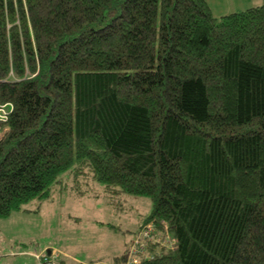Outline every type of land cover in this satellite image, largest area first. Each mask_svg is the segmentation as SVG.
I'll list each match as a JSON object with an SVG mask.
<instances>
[{"label":"trees","instance_id":"obj_1","mask_svg":"<svg viewBox=\"0 0 264 264\" xmlns=\"http://www.w3.org/2000/svg\"><path fill=\"white\" fill-rule=\"evenodd\" d=\"M5 104L0 218L70 172L151 199L141 264H264V0H0Z\"/></svg>","mask_w":264,"mask_h":264},{"label":"rangeland","instance_id":"obj_2","mask_svg":"<svg viewBox=\"0 0 264 264\" xmlns=\"http://www.w3.org/2000/svg\"><path fill=\"white\" fill-rule=\"evenodd\" d=\"M221 1L223 3L216 6L219 12H224L231 0ZM242 1L238 2L241 7L232 5L229 9L237 11L251 5L249 1ZM73 179L70 172H65L61 176L62 182L55 184L51 190L54 200L34 199L25 205L31 211L23 212L32 216L21 223L23 238L18 236L6 239L4 236L17 222L15 212L11 217L0 218V264H16V257L6 259L1 253L5 245H12L16 251L34 248L53 250L46 248L45 242L55 240L52 244L68 250L67 256H63L65 264H112L113 257L121 256L128 250L138 225L152 210L151 199L126 194L121 205L114 207L109 203L100 183L90 187L85 184L80 188L74 185ZM81 192L86 194L79 196ZM59 208L57 220L54 216L55 210ZM98 221H104L103 225ZM108 223L120 229L115 231ZM60 249L55 250L60 253Z\"/></svg>","mask_w":264,"mask_h":264},{"label":"crops","instance_id":"obj_3","mask_svg":"<svg viewBox=\"0 0 264 264\" xmlns=\"http://www.w3.org/2000/svg\"><path fill=\"white\" fill-rule=\"evenodd\" d=\"M236 1V2H235ZM239 1H242V0H231V2H230V4L229 5H227V7H226V10L224 11V12H219L218 11V8H217V4L218 3H223L221 0H207V2H208V4L210 5V7H211V9H212V11L214 12V14L216 15V16H222V15H225V14H227V13H231V12H234V11H236V9H229L232 5H236V6H238V7H241V5L238 3ZM247 2L249 1V2H251V5H249L248 7H246V8H244V9H247V8H249V7H252V6H257V5H260L262 2H263V0H246ZM243 2V1H242ZM244 9H241V10H244ZM228 10H230V11H228ZM241 10H237V11H241ZM50 199H52V200H54V196L53 195H51V197H49L48 198V200H50ZM35 213H37V212H35ZM51 213V212H50ZM59 213H60V208H59V210H55V219H59ZM32 216V214H28V213H26V212H21V211H17V212H15L14 213V217H17V218H15L16 219V223L13 225V227H12V229L10 230V231H8V233L7 234H4V236L6 237V239L8 238V237H18V236H20V237H22V232L20 231V230H23V228H22V226H21V223L25 220V219H29V217H31ZM9 217H11V216H9ZM98 223L99 224H102L103 225V223H104V221H98ZM140 225L141 224H139L138 225V229H139V227H140ZM120 229V227H117L116 229H114L115 231H117V230H119ZM137 229V230H138ZM136 230V231H137ZM135 231V232H136ZM60 236V235H59ZM23 238V237H22ZM53 242H55V240L54 241H46L45 242V247L46 248H49V249H53V250H47L46 249V251L48 252V253H52V254H55V253H57L58 254V258H59V260H60V263L61 264H65L66 262H65V259H64V257L63 256H67V254H68V250L65 248V247H62L63 249H60L59 247H57V245L56 244H52ZM8 246H12V245H5L4 247H2V250H4V251H2L1 253L3 254V256L6 258V259H10L11 257H16L15 258V263L16 264H41L33 255H31V254H29V253H24V252H22V251H24L23 249L21 250V249H18L17 251L16 250H14L13 249V247H11V248H8V249H6ZM44 247V248H45ZM55 249H60V253L57 251V250H55ZM7 250V251H6ZM44 250V249H43ZM126 250V249H125ZM126 252V251H125ZM124 252V253H125ZM123 253V254H124ZM123 254H121V256L123 255ZM116 257H120V256H115V257H113V260H112V264H116L115 263V258ZM82 264H85V263H82Z\"/></svg>","mask_w":264,"mask_h":264},{"label":"built area","instance_id":"obj_4","mask_svg":"<svg viewBox=\"0 0 264 264\" xmlns=\"http://www.w3.org/2000/svg\"><path fill=\"white\" fill-rule=\"evenodd\" d=\"M7 114V104L0 106V119L6 118ZM153 237H155L153 224L149 222L134 237L127 250V260L124 264H141V258L149 256V253L145 252L146 241ZM168 243L173 244V241L169 240ZM22 252L33 255L41 264H61L57 253H48L46 250L39 248L28 251L24 250Z\"/></svg>","mask_w":264,"mask_h":264}]
</instances>
